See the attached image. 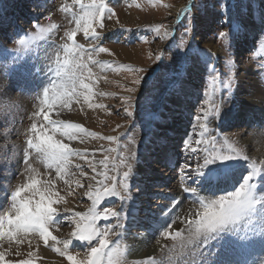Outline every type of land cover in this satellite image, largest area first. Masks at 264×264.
<instances>
[{
    "label": "snow or ice",
    "instance_id": "1",
    "mask_svg": "<svg viewBox=\"0 0 264 264\" xmlns=\"http://www.w3.org/2000/svg\"><path fill=\"white\" fill-rule=\"evenodd\" d=\"M77 7L79 10H74ZM191 7L189 4L181 9L178 22L191 12ZM61 11L71 15L69 22L74 27L64 32L62 44L53 45L54 55L45 53L43 68L34 64L15 69L38 90L39 110L33 116H42V120L32 122L28 129L20 161L24 165L21 174L26 175V181L9 190L11 179L5 177L8 186L3 187L0 195V264H34V253L28 251V258H24L21 251L25 243L32 248L30 237H38L45 246L66 258L68 264H129V249L123 238L126 221L130 217L136 220L140 211L135 206L139 197L131 192L137 153L129 151L128 145H121L119 135L102 136L82 124L59 118L74 105L107 110L108 106L94 102L95 97L114 94L94 91L98 80L92 66L106 63L94 58L110 51L100 46L102 37L96 28H103L105 17L112 19L115 12L106 0H72V6L64 5ZM221 13L224 23L231 24L227 0H222ZM58 27L37 21L32 25L34 31L17 33V47L11 51L31 52L37 41H48ZM191 30L186 27L185 36ZM153 31L162 40L174 39V30L163 24L155 26ZM79 33L88 42L87 48L77 42ZM243 38L234 34L231 27L227 32L218 33V39L229 46ZM186 43L182 37L176 44L177 49H182ZM204 56L208 79L203 106L195 117L192 134L184 142L185 159L181 166V187L191 198L190 207L184 216L166 217L156 229L165 239L175 242L167 259L149 256L131 264H264V166L250 161L242 149L217 130L218 124L230 116L231 109L225 110V102L232 101L237 81L234 74L217 69L212 62L213 53L205 51ZM155 59L160 61L162 56L157 54ZM233 63L228 62L229 66ZM119 67L136 73L129 84L123 86L127 95L120 98L121 107L130 118L140 106V97L148 99L144 96L148 80L145 75H139L144 69L131 65ZM259 68L264 70V64ZM18 87L24 90L23 85ZM53 112L58 118H50ZM119 127L121 125H117ZM11 134V131L7 133ZM86 138L104 140L115 146L100 145L91 153L72 146L73 141L84 143ZM96 151L104 153L102 159L95 158ZM74 159L84 161L91 175L80 163H75L73 170ZM241 162L244 171L238 176ZM38 165L45 171L41 172ZM61 181L65 189L57 186ZM76 189H85L83 195L90 206L86 211L64 208L62 211L71 215L62 217L59 205L66 200L61 191L66 190L71 196ZM112 198L121 202L119 210L114 207ZM125 203H129L127 208ZM178 203L174 199L173 207ZM61 219L74 226L66 239L58 238L51 231ZM178 223L183 227L172 230Z\"/></svg>",
    "mask_w": 264,
    "mask_h": 264
},
{
    "label": "rangeland",
    "instance_id": "2",
    "mask_svg": "<svg viewBox=\"0 0 264 264\" xmlns=\"http://www.w3.org/2000/svg\"><path fill=\"white\" fill-rule=\"evenodd\" d=\"M106 2L113 8L115 16L112 19L105 17L103 20L104 27L97 26L96 30L101 33L100 46L108 48L110 51L94 57L106 63L93 65L92 69L95 79L98 80V83L94 85V91L113 93L114 95H97L95 97L94 102L108 106L107 110L89 109L85 104L74 105L71 111L64 110V114L62 113L59 118L64 116L67 120L82 124L89 131L97 132L102 136L119 135V143L128 145L129 151L137 153V159L134 163V176L131 181V192L135 197L134 192L139 191V182L143 178L150 184L147 187L151 186L150 191L153 193L158 189H166L164 185L158 184L170 177L173 183L171 186H175L174 179L178 180L181 175V166L185 159L184 142L192 134L195 117L200 113L203 106V92L208 79L204 52L213 53L210 46L207 45L208 41H213L219 51V55L216 57L214 55L212 62L220 72L234 74L237 83L239 76L243 73L239 69L244 66L249 67L251 73L264 74V70L259 68L260 64H264V0H227L228 17L231 24L224 23L225 17L221 13L222 0H106ZM189 4L192 6L191 12L180 18L178 22V14L175 11L178 7ZM64 5L71 7L72 0H0V40L4 42L0 51V79L4 78L8 84H13L22 79L19 73L15 71L16 68L34 64L41 68L44 67L45 53L54 55L55 48L53 45L62 44L64 41L61 37H63L64 32L74 27V24L69 22L72 18L71 15L61 11ZM74 10L78 11L79 9L77 7ZM37 21L45 26L56 24L59 26L58 30L48 41H37L31 52L16 53L11 51L17 47L15 43L17 33L23 35L25 31H34L32 25ZM160 24L169 30H174V39L162 40L155 35L153 28ZM186 27L192 29L187 36H185ZM230 27L234 34L244 35L246 39H240L231 46L225 43L223 39H218V33L222 30L227 32ZM111 29H117L118 33L114 35L118 34V38L106 35L109 31H114ZM163 30L161 31L163 32ZM182 37L187 43L178 50L176 44ZM145 38L146 42H144ZM77 42L84 44L86 48L88 47V42L83 38L82 33L78 34ZM121 48H134L133 56L127 58L123 53L119 54ZM4 49L8 51L5 52ZM178 51L179 55H177ZM157 54L162 56L160 61L155 59ZM9 55L12 57L9 58ZM103 57L109 59L104 60ZM229 61H234V63L229 66ZM107 65H112V67H107ZM120 65H131L135 68L144 69L145 71L139 75H145L148 80L144 92V96H147L148 99L145 101L143 97H140V106L135 109L134 115L130 118L125 115L120 98L127 95L123 86L129 84L136 73L129 72L126 68L119 67ZM191 67H196L197 78L200 80L195 88L197 99L189 108L192 110L189 120H186L184 125H176L173 129L172 118L169 117L167 108L172 96L183 94L179 83L187 82L184 76L189 73ZM189 80L195 79L193 77ZM11 90L13 89L11 88ZM37 91L29 93L30 95L27 92L26 95L28 94L27 97L31 100V96H34L32 94H36ZM223 94L227 95V93ZM136 95L140 96L139 93ZM243 99L236 86L232 101L230 103L225 102V110L231 109L230 116L218 124L217 130L228 136L237 148L242 149L244 154L248 155L249 149L243 140L249 136L251 127L241 120L240 122L235 121L236 114L243 109ZM34 108L36 109L35 106ZM22 111L24 112L20 114H16L15 111L10 112V114L4 112V116H8L6 123L11 124L10 127H19L22 130L20 132L22 137L16 141L15 147L11 148L10 152L3 153L4 158L7 159L5 168H8L9 171L3 169V178L0 180V195H2L3 187L8 186L6 176L10 177L11 184L13 182L12 186H16L15 183L17 184L22 175L23 164L20 161L23 160V148L26 146L28 129L32 122L42 120V116L31 118L30 112L34 111L26 108H23ZM50 118L56 119L58 117L53 112L50 114ZM117 125H121V127L117 128ZM3 129L5 126L0 124V131ZM4 142L0 141V148L4 147L3 145L6 143ZM100 145L105 148L115 146L107 141L91 138H86L84 143H80L78 140L72 142L73 147L82 151L87 150L89 153L99 148ZM103 155L104 153L96 151L95 158L97 160L102 159ZM14 158L18 159L14 161ZM174 158H179L180 161L171 165ZM75 163H80L91 175V169L87 167L84 161L74 159L73 170H75ZM243 166L244 164L241 162L239 167ZM141 167L147 169L146 175ZM243 171L244 167L241 172ZM177 184V188L181 189V182ZM84 191L85 189H76L74 193L80 203L79 211H86L90 206V201L83 195ZM112 200L114 207L119 210L121 202L116 198H112ZM129 203H125L124 207L127 208ZM142 205L146 206V203ZM59 208L61 209V207ZM140 214L146 215L148 213ZM69 215L71 213H64L63 211L61 213L62 217ZM62 220L64 222L59 225L60 227H53L51 231L58 238L66 239L74 226L66 219ZM130 221L131 217L126 221L124 244H126V236H132L139 231V227H133L130 225ZM175 228L173 226L172 230ZM174 243L170 239L167 247L170 249ZM38 248L35 250L37 253H34L32 257L34 264H68L66 258L53 252L51 247L41 243ZM76 250L79 251V249ZM46 252L56 256L58 262L49 260ZM127 258L131 264L133 260L130 259L129 255Z\"/></svg>",
    "mask_w": 264,
    "mask_h": 264
},
{
    "label": "bare ground",
    "instance_id": "3",
    "mask_svg": "<svg viewBox=\"0 0 264 264\" xmlns=\"http://www.w3.org/2000/svg\"><path fill=\"white\" fill-rule=\"evenodd\" d=\"M185 7L187 6L184 5L182 7H178L175 12L179 14L181 9ZM111 30L114 31L112 32L108 30L109 33H107L106 35L107 36L112 35L118 38V34L114 35L118 33L117 29H111ZM245 39L246 37L242 40ZM3 45L4 42L0 40V51ZM207 45L210 46V49L215 55V57L219 55L218 47L213 41H208ZM120 53H123L127 58H131L134 54V48H130V49L121 48V52H119V54ZM11 57L12 55H9V58ZM102 59L108 60L109 58L105 59L103 57ZM239 70H241V72L243 73L242 75L239 76L237 89L244 99L242 102L243 109L238 111V113L236 114L235 121L240 122L241 120L243 121V123L245 124L247 123V125L251 127L249 136H247V138H245L243 142L249 149L248 150L249 160L256 161L258 165L264 166V74L251 73L249 72V67L247 66L246 67L244 66L242 69ZM197 74L198 71L196 67H191V69H189V73H186L187 76L186 75L184 76L185 80L187 79V82L183 81L182 83H179L181 84V86L179 87H181L180 90H182L183 94L180 93L179 95H174V97L172 96L170 99V104L167 108V112L169 113V117L172 118L173 129L178 124L184 125L186 120L188 121L190 118L192 110L189 108H191L192 103H194L195 100L197 99L196 98L197 95L195 94L197 93V90H195V88L197 86V83L200 82V80L197 78ZM193 77L195 80H189V78L192 79ZM18 85H23L24 90L22 91L20 87H18ZM10 87L15 92L11 90ZM34 89L35 88L32 86V84L29 81H25L23 79H21L18 82H14L13 84H8V82L4 80V78L0 79V124L2 126L7 125L5 129L0 131V141L6 142V143L4 142L5 143V145H3L4 147L0 148L1 150L0 180L3 178V169L7 166L6 165L7 159L4 158L5 155L3 153L10 152L11 151L10 149L14 148L13 146L16 144V141L22 137V134H20L22 130H20L19 127L17 126L10 127L11 124L6 123V118H8V116L7 117L4 116V112L5 113L8 112L10 114V112L15 111L16 114H20L24 112L22 111L23 108H26L27 110L34 112L38 111L39 100L36 98L37 93L32 94L34 96H31L32 97L31 100L29 97H27L30 95L29 93L37 90ZM27 92L29 95L28 94L26 95ZM13 93H15L16 95ZM34 106L36 107V109L34 108ZM34 112H30L32 114L31 118H33ZM62 113L64 114V112ZM60 119H66V118L63 116ZM13 128L15 129V131H13ZM10 131L12 132V134L9 136L7 135V133ZM17 159L14 158V161H16ZM177 161L178 162L180 161L179 158L172 159L171 165ZM38 167L40 168L41 172L45 171L42 165H38ZM243 167H238V173H237L238 176L239 173H241ZM23 168L24 165L22 166L21 173L23 172ZM141 169L146 175L147 169L145 170L143 167H141ZM169 169L171 168L169 167ZM170 178L165 179V181L158 184L160 186L164 185L166 189H162V190L158 189L156 192L153 193L152 191H150L151 186L147 187V185L150 184L147 183L145 181L146 179L143 178L139 182V186H140L139 191L134 192L135 197L136 196L139 197L138 200H136L135 202V206L137 209H140V211L137 214L136 220H133L131 218L130 225H132L133 227L134 226L139 227L138 229L139 231L135 232V234H133L132 236H126V241H125L129 249L128 255L130 259L133 261L143 260L149 256L155 258L159 257L160 259H167V256L171 255V253L169 252V248L167 247V244L170 239H165L163 236L160 235V232L157 231L156 229H158L159 224L161 222L165 221L166 217L171 219V218H175L177 215L184 216L187 213L188 208L190 207L191 198L189 194L183 193L182 188L178 189L176 186L178 185L177 184L178 182H181V175L179 176L178 180H176V178L174 179L175 182L174 181L173 182L175 186H171L173 183L170 180ZM26 179H27L26 175H21L17 184L15 183V185L17 186L18 184L25 182ZM12 184L9 190H11V188L14 187L12 186ZM0 186H1V182H0ZM57 186L61 189H65L66 187L63 185L62 181L58 182ZM61 195L65 196V200H66V203H61L59 205V207H61L62 210L64 208H68L71 209L72 211H75L77 209L79 211L80 203L77 201V198L75 197L74 194L69 196L66 190H62ZM174 199L179 201V203L175 205V207H173ZM143 203H146V206H143L142 205ZM143 212L148 214L141 215L140 213L143 214ZM63 222L64 221L62 220L60 224H62ZM59 225H56L54 227L58 228L60 227ZM174 226L176 228L183 227V225H180L179 223ZM52 234L56 235L54 233ZM30 239L32 240L31 249L28 248L27 243L21 246V251L22 253H24V258H28L27 257L28 251L37 253L35 250L39 249L38 247L40 246L41 243L44 244L43 241L40 240L38 237H30ZM47 253L48 252H46V254ZM47 255L49 257V260H52V262L54 261L58 262L57 257L54 256L53 254H47ZM232 258L235 259L236 257H232Z\"/></svg>",
    "mask_w": 264,
    "mask_h": 264
}]
</instances>
